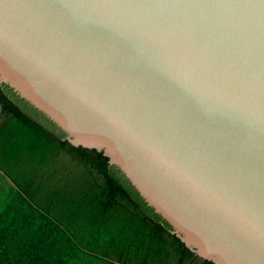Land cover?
<instances>
[{"label":"water","instance_id":"water-1","mask_svg":"<svg viewBox=\"0 0 264 264\" xmlns=\"http://www.w3.org/2000/svg\"><path fill=\"white\" fill-rule=\"evenodd\" d=\"M0 82L200 259L264 264V0H0Z\"/></svg>","mask_w":264,"mask_h":264},{"label":"trees","instance_id":"trees-1","mask_svg":"<svg viewBox=\"0 0 264 264\" xmlns=\"http://www.w3.org/2000/svg\"><path fill=\"white\" fill-rule=\"evenodd\" d=\"M0 264H214L108 158L71 145L44 113L0 82Z\"/></svg>","mask_w":264,"mask_h":264},{"label":"rangeland","instance_id":"rangeland-1","mask_svg":"<svg viewBox=\"0 0 264 264\" xmlns=\"http://www.w3.org/2000/svg\"><path fill=\"white\" fill-rule=\"evenodd\" d=\"M5 119V116L1 113L0 109V122ZM11 192V183L8 182L4 177L2 172H0V205L5 200Z\"/></svg>","mask_w":264,"mask_h":264}]
</instances>
